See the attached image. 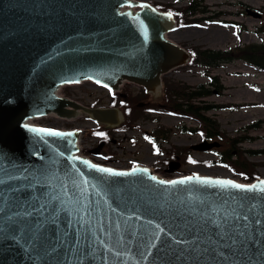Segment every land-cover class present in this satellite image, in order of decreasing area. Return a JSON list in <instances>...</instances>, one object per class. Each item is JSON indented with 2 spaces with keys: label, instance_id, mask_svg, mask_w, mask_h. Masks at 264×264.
<instances>
[{
  "label": "water",
  "instance_id": "water-1",
  "mask_svg": "<svg viewBox=\"0 0 264 264\" xmlns=\"http://www.w3.org/2000/svg\"><path fill=\"white\" fill-rule=\"evenodd\" d=\"M176 29L174 14L148 1L0 0V264H264V193L202 183L260 186L263 177L115 168L78 154L79 129L29 123L55 113L118 126L119 108L85 106L58 89L89 80L116 91L128 81L159 94L162 75L190 58L169 37ZM171 163L169 172L179 167ZM236 228L261 244L226 246L222 236Z\"/></svg>",
  "mask_w": 264,
  "mask_h": 264
},
{
  "label": "rangeland",
  "instance_id": "rangeland-1",
  "mask_svg": "<svg viewBox=\"0 0 264 264\" xmlns=\"http://www.w3.org/2000/svg\"><path fill=\"white\" fill-rule=\"evenodd\" d=\"M144 1L172 3L175 6L185 3L178 0ZM201 4L200 8L203 12H198L195 15L198 17L196 24L176 29L170 33L172 40L185 47L196 45L219 51H227L248 44H262L264 48V33L259 31L262 20L253 15L257 10L264 12V0H204ZM205 70L201 67L182 66L164 74L163 78L164 80H177L191 88L202 86L204 89L210 90L209 95L197 99L196 102L200 106L238 105L235 108H211L202 113L204 116L215 119L219 124V129L228 137L246 138L237 142L234 148L229 146L234 155H236L237 147L246 151L263 149L264 70L255 69L243 59L237 58L217 67L209 68L208 74L217 77L218 84L222 86L220 93L214 86L208 85L209 75L206 76L202 72ZM126 89L136 94L141 88L134 84H123L119 95ZM60 93L84 105H90L99 100V106H107L110 98L106 89L89 81L63 86ZM159 98L162 96H147L146 100L159 101ZM32 123L53 128L76 127L82 129L84 132L80 145L84 150L89 149L98 141L97 137L90 134V131L98 128L97 123L83 115L72 120H64L51 114L33 119ZM158 125H163L169 131L167 142L156 140L149 134L152 133L155 136L153 131L157 129ZM181 125L186 126V129L199 127V123L191 118L170 113L161 115L155 112L145 113L144 117L137 120L135 128L115 132L112 136L114 140L112 139L104 152L111 150L110 152L114 155L113 163L118 166H128L133 162L150 166L155 171L171 176L174 172H165L164 168L168 161L172 160L180 162L177 169V174L180 175L196 172L201 175L229 177L228 174H232L231 176L240 182H249L245 175L240 173L235 175L227 165L219 162L218 158L221 154L219 151L203 152L192 149V158L186 155L179 157L177 153L170 152L172 146L182 148L197 144L202 140L200 133L181 130L179 128ZM251 125L254 126L251 127ZM212 137L214 141L224 142L217 135H212ZM116 138L119 139L118 142L115 141ZM219 150L222 152L223 148H219ZM233 154L231 158L236 159ZM245 155L248 161L258 163L255 167L254 174L256 176L254 178L264 177V153L247 152ZM184 156L189 161L188 164H182ZM191 159L197 160L200 164H192ZM208 161H213V163L208 164Z\"/></svg>",
  "mask_w": 264,
  "mask_h": 264
},
{
  "label": "trees",
  "instance_id": "trees-1",
  "mask_svg": "<svg viewBox=\"0 0 264 264\" xmlns=\"http://www.w3.org/2000/svg\"><path fill=\"white\" fill-rule=\"evenodd\" d=\"M179 2H185L182 5L174 6L172 3H155V5L162 10H169L174 13L178 26L185 27L196 24L198 17L195 15L198 12H203L200 7L204 0H178ZM259 31L264 33V16H262L261 25ZM188 51L190 52L191 58L188 62V66H206L216 67L218 64L229 61L235 58H242L248 63L253 64L256 68L264 70V52L262 44H248L242 47H235L230 51H219L211 50L209 48H202L201 46H189ZM212 86H214L218 92H221L222 86L218 84L216 77H212ZM198 88H191L185 83H181L174 79L164 81L162 98L159 102H145L142 98L147 95L142 90V96L137 99H133L129 94L125 97L121 95H115L114 101L111 105L120 104L124 113V122L117 128L114 129H102L93 130L92 133H99L106 142H109L110 135H113L117 130H130L136 127V121L144 117L145 111L153 109L158 113L170 112L173 114H186L192 115V118L198 121L200 126L195 129L196 132L202 136L217 135L220 140H223L224 146L227 148L221 152L218 159L219 162L228 165L234 173H240L246 176L247 179L252 180L256 175L255 167L258 163L250 162L246 159V153H264V148L256 151H246L236 148V155L229 149V146L235 147L236 143L246 138H230L224 132L219 129V124L213 118H209L202 114V110L211 108H224V105H206L200 106L196 101L201 96L210 93V90L203 89L197 90ZM142 102V103H141ZM234 107H237L235 105ZM156 120V119H155ZM254 125H251L253 127ZM168 130L163 125H158L156 129V137L160 141H168ZM250 139V138H249ZM109 140V141H108ZM180 147L172 146L171 152L178 153ZM187 149V148H184ZM232 154L236 159H232ZM192 163H197V160L192 159Z\"/></svg>",
  "mask_w": 264,
  "mask_h": 264
},
{
  "label": "snow or ice",
  "instance_id": "snow-or-ice-1",
  "mask_svg": "<svg viewBox=\"0 0 264 264\" xmlns=\"http://www.w3.org/2000/svg\"><path fill=\"white\" fill-rule=\"evenodd\" d=\"M171 15V14H169ZM45 131L48 135H63L62 133L54 132V131H49V130H43ZM87 163V162H86ZM92 167H96L95 165H92ZM100 171L106 172L110 175H127L128 173H119V172H114L111 169H99ZM152 179H156L155 177H152ZM189 180L191 177L188 178ZM160 183H184V181H171V182H165V181H160ZM202 183H207V184H217V185H225V186H230L232 188H235L240 191H259L261 193H264V181H260V186L258 185H251V186H244L241 184H236L232 181H223V180H216V181H210V180H204ZM243 219H248L247 216H244ZM257 225H260L261 222L259 220L255 221ZM248 228V225H244V229L246 230ZM235 235L233 236H228V233H224L222 238L228 237L230 239V244L226 245L228 247H233V248H238V249H243L245 245L252 244V243H260L261 241H257L254 239V237H250L247 231H241L240 228L233 229ZM262 237H264V233H261ZM264 256V253L261 254Z\"/></svg>",
  "mask_w": 264,
  "mask_h": 264
},
{
  "label": "bare ground",
  "instance_id": "bare-ground-1",
  "mask_svg": "<svg viewBox=\"0 0 264 264\" xmlns=\"http://www.w3.org/2000/svg\"><path fill=\"white\" fill-rule=\"evenodd\" d=\"M231 175H232V174H228L229 177H232Z\"/></svg>",
  "mask_w": 264,
  "mask_h": 264
},
{
  "label": "flooded vegetation",
  "instance_id": "flooded-vegetation-1",
  "mask_svg": "<svg viewBox=\"0 0 264 264\" xmlns=\"http://www.w3.org/2000/svg\"><path fill=\"white\" fill-rule=\"evenodd\" d=\"M209 138H212V137H206V139H209ZM170 161V160H169Z\"/></svg>",
  "mask_w": 264,
  "mask_h": 264
}]
</instances>
